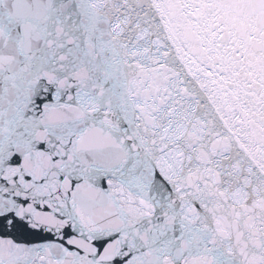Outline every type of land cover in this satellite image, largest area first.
Listing matches in <instances>:
<instances>
[{"label":"snow or ice","instance_id":"obj_1","mask_svg":"<svg viewBox=\"0 0 264 264\" xmlns=\"http://www.w3.org/2000/svg\"><path fill=\"white\" fill-rule=\"evenodd\" d=\"M0 264H264V0H0Z\"/></svg>","mask_w":264,"mask_h":264}]
</instances>
